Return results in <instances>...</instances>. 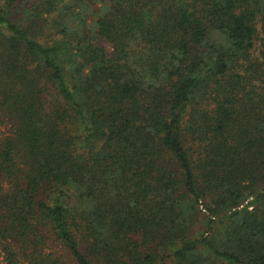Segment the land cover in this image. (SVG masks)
Masks as SVG:
<instances>
[{
	"label": "trees",
	"instance_id": "obj_1",
	"mask_svg": "<svg viewBox=\"0 0 264 264\" xmlns=\"http://www.w3.org/2000/svg\"><path fill=\"white\" fill-rule=\"evenodd\" d=\"M0 126L4 264H264V0H0Z\"/></svg>",
	"mask_w": 264,
	"mask_h": 264
},
{
	"label": "rangeland",
	"instance_id": "obj_2",
	"mask_svg": "<svg viewBox=\"0 0 264 264\" xmlns=\"http://www.w3.org/2000/svg\"><path fill=\"white\" fill-rule=\"evenodd\" d=\"M103 45V47L105 48V50L108 52L109 51V47L107 44L105 43H101ZM260 47H259V42L257 39L254 40V45H253V55L255 56H258L259 57V54H258V51H259ZM3 127L0 126V131H3ZM15 251V249H14ZM0 254H1V250H0ZM4 260L2 259L1 255H0V264H4L3 262ZM16 264H21L20 262H17Z\"/></svg>",
	"mask_w": 264,
	"mask_h": 264
}]
</instances>
